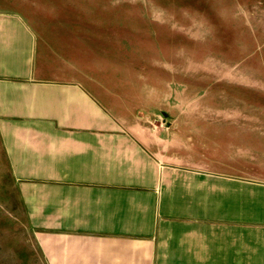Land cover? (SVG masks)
I'll return each mask as SVG.
<instances>
[{
    "label": "crops",
    "instance_id": "crops-1",
    "mask_svg": "<svg viewBox=\"0 0 264 264\" xmlns=\"http://www.w3.org/2000/svg\"><path fill=\"white\" fill-rule=\"evenodd\" d=\"M2 1L0 187L21 211L0 220L19 223L35 261L264 264V118L228 119L189 149L139 130L155 97L124 79L120 20L91 0ZM224 145L242 155L219 162Z\"/></svg>",
    "mask_w": 264,
    "mask_h": 264
},
{
    "label": "rangeland",
    "instance_id": "rangeland-1",
    "mask_svg": "<svg viewBox=\"0 0 264 264\" xmlns=\"http://www.w3.org/2000/svg\"><path fill=\"white\" fill-rule=\"evenodd\" d=\"M91 3L101 19L121 21L124 79L136 94L154 92V108L140 100L132 119L139 130L168 134L172 143L180 135L189 149L207 131L224 133L228 119L237 130H253L258 125L251 118H264V98H258L264 95V0ZM225 145L219 147V162L228 154L242 155V146ZM245 149L257 159V152ZM4 183L0 216L21 211L11 182ZM14 222L0 220V264H44L38 253L35 261L29 236Z\"/></svg>",
    "mask_w": 264,
    "mask_h": 264
}]
</instances>
